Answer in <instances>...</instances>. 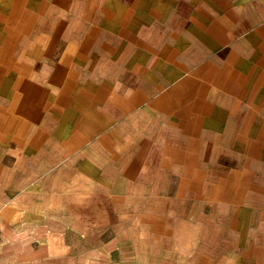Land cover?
<instances>
[{
    "label": "crops",
    "instance_id": "obj_1",
    "mask_svg": "<svg viewBox=\"0 0 264 264\" xmlns=\"http://www.w3.org/2000/svg\"><path fill=\"white\" fill-rule=\"evenodd\" d=\"M173 247L264 264V0H0V264Z\"/></svg>",
    "mask_w": 264,
    "mask_h": 264
},
{
    "label": "rangeland",
    "instance_id": "obj_2",
    "mask_svg": "<svg viewBox=\"0 0 264 264\" xmlns=\"http://www.w3.org/2000/svg\"><path fill=\"white\" fill-rule=\"evenodd\" d=\"M97 242V241H96ZM131 242V241H130ZM98 244H102V241H98ZM83 249V247H82ZM123 249H120V251ZM85 253L84 255L77 256L72 259L70 264H131V260H135L137 264H177L176 262L179 260V255L176 249L170 248L167 253L162 255H155V256H144V255H131L127 256V251H130V248H126L124 250L123 255H117L115 257H108L106 258L105 255H102L99 250L96 248H86L83 250ZM137 251V250H136ZM3 263V260L1 261ZM56 264H63L62 260H56ZM68 264V262L66 263Z\"/></svg>",
    "mask_w": 264,
    "mask_h": 264
}]
</instances>
